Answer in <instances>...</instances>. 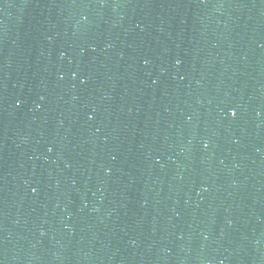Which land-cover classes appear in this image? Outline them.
Returning <instances> with one entry per match:
<instances>
[{"label":"snow or ice","instance_id":"1","mask_svg":"<svg viewBox=\"0 0 264 264\" xmlns=\"http://www.w3.org/2000/svg\"><path fill=\"white\" fill-rule=\"evenodd\" d=\"M233 115H235V113H233Z\"/></svg>","mask_w":264,"mask_h":264}]
</instances>
